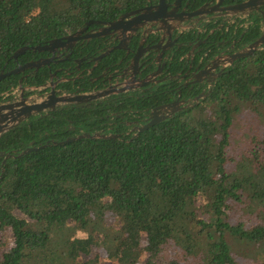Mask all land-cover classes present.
Segmentation results:
<instances>
[{
    "label": "trees",
    "instance_id": "1",
    "mask_svg": "<svg viewBox=\"0 0 264 264\" xmlns=\"http://www.w3.org/2000/svg\"><path fill=\"white\" fill-rule=\"evenodd\" d=\"M136 1L0 0V72L19 49ZM252 31L263 35L260 24ZM72 113L86 125L98 119ZM57 118L21 123L0 139V154L59 131ZM19 155L0 172V233L12 241L0 243V264H264V44L206 100L140 134Z\"/></svg>",
    "mask_w": 264,
    "mask_h": 264
},
{
    "label": "flooded vegetation",
    "instance_id": "2",
    "mask_svg": "<svg viewBox=\"0 0 264 264\" xmlns=\"http://www.w3.org/2000/svg\"><path fill=\"white\" fill-rule=\"evenodd\" d=\"M246 1L137 0L115 18L90 20L76 32L31 47L17 59L14 53L0 72L6 75L0 82L17 80L0 92V107L110 89L118 92L34 115L53 120L55 113L65 111L59 118L66 123L28 145L19 143L2 151L0 172L8 160L59 143L57 138L116 134L122 139L167 115L165 106L178 109L175 116L206 100L223 74L246 58L236 59L238 55L262 36H255L252 29L260 24L263 32L264 6L244 14L233 10ZM72 111L97 114L98 119L86 125L84 119H71Z\"/></svg>",
    "mask_w": 264,
    "mask_h": 264
},
{
    "label": "water",
    "instance_id": "3",
    "mask_svg": "<svg viewBox=\"0 0 264 264\" xmlns=\"http://www.w3.org/2000/svg\"><path fill=\"white\" fill-rule=\"evenodd\" d=\"M261 6H264V0H248L236 7L233 8V10L237 11L238 13H247L248 11L259 9ZM264 44V29H263V35L260 37V39L252 44L250 46L249 50H246L245 52L238 55V58H244L252 55L258 48H260ZM32 50L31 47H23L19 49L15 53V59H17L20 55L26 53L27 51ZM34 50V49H33ZM36 50V49H35ZM39 50H42L39 48ZM32 66V65H31ZM15 71L14 73H16ZM6 75L2 74L0 75V81L5 77ZM118 92L116 89H110L105 90L102 92L97 93H90V94H82V95H66L62 97H56L52 98L50 100H41L34 104H28L26 101L19 102L15 105H5L0 107V136L4 133H6L8 130H12L16 128L21 122L26 120L27 118L34 116L36 114H39L43 111H46L48 109H54L56 106L60 105H69V104H78V103H85L90 102L93 100H98L105 98L107 96H110L112 94H115ZM178 109L174 108L171 105L163 107V112L167 115L162 116L158 119H153L146 125L142 126L141 128H138V134L150 129L154 125L167 120L173 116ZM78 139H121L119 135L112 134V135H102V134H84L81 137L77 139H67L63 142L56 143L54 142L52 145H64L70 142H73ZM46 146L42 147L45 148ZM42 148L37 149H29L26 152L21 153L18 157L23 156L27 153L38 151Z\"/></svg>",
    "mask_w": 264,
    "mask_h": 264
},
{
    "label": "rangeland",
    "instance_id": "4",
    "mask_svg": "<svg viewBox=\"0 0 264 264\" xmlns=\"http://www.w3.org/2000/svg\"><path fill=\"white\" fill-rule=\"evenodd\" d=\"M78 237L83 238L85 237V235L82 234H78ZM71 241L73 240V238L70 239ZM0 243L3 247V250H8L10 249V247L12 246V241H11V235L10 233H0ZM99 253L103 258L107 257V252L105 251V249L103 248H99L98 246L94 248V253ZM107 261V260H106ZM108 263V262H106ZM110 264V263H108Z\"/></svg>",
    "mask_w": 264,
    "mask_h": 264
}]
</instances>
